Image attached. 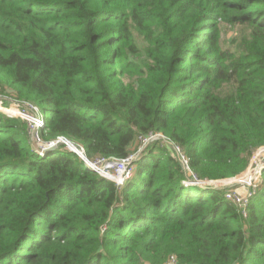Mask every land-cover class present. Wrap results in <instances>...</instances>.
<instances>
[{
    "label": "trees",
    "instance_id": "obj_1",
    "mask_svg": "<svg viewBox=\"0 0 264 264\" xmlns=\"http://www.w3.org/2000/svg\"><path fill=\"white\" fill-rule=\"evenodd\" d=\"M0 95L88 160L169 142L117 186L0 111V264H264V171L245 207L185 185L264 146V0H0Z\"/></svg>",
    "mask_w": 264,
    "mask_h": 264
},
{
    "label": "built area",
    "instance_id": "obj_2",
    "mask_svg": "<svg viewBox=\"0 0 264 264\" xmlns=\"http://www.w3.org/2000/svg\"><path fill=\"white\" fill-rule=\"evenodd\" d=\"M24 106H26V109L28 110V111L22 110L24 114L23 116L25 117L24 120L28 123L29 131L32 136L34 145H36L40 149H45L47 147H56L58 144H63L66 147V149L74 153L84 163L86 169L96 173L98 176L104 179H107L115 183L117 186H122L125 183V181L131 178V175L134 169L133 163L135 161V158L137 157L136 156L137 154L129 155L124 159H113V158L106 159L102 157H96L93 160H88L85 157L84 151L81 147L75 146V145L73 147L72 144L70 145V143L67 140H64L63 138H60L54 142L43 143L38 136V132L43 127V124H44L43 118L41 117L40 114H33L32 112L34 109L33 107H30L28 105H24ZM29 110L33 114L32 116L34 117H30L31 115L29 114L30 112ZM19 118L23 120V117H19ZM27 118H31V121H29V119ZM138 141L144 144L149 143V142H156V141H161L162 143H167V144L169 143L163 136L159 134L150 135L146 139L139 138ZM173 150L178 155L180 154V151L178 148L173 147ZM252 156H253V159L252 161L250 159L251 162L249 163V166L247 167V169H251L252 165H255V167L251 169V172L249 173V175H246L248 176V178L244 179L245 182L248 181L249 183L252 182V180L255 177L261 176V173L264 171V146L257 149L252 154ZM183 163L184 165L186 164L185 161H183ZM187 172L189 173L188 170ZM193 184H199L201 185V187H206V186L214 187L212 183L200 182V181H197L194 177L192 181H188L187 183H185L186 186H192ZM251 191L252 193L249 192L248 197L246 194L244 199L240 198L236 193L228 192V190L224 194V196L228 201L232 202L233 204L239 207H245L250 197H252V195L255 193L254 189ZM163 264H179V263H178L177 258L174 255H171L166 259V261Z\"/></svg>",
    "mask_w": 264,
    "mask_h": 264
},
{
    "label": "rangeland",
    "instance_id": "obj_3",
    "mask_svg": "<svg viewBox=\"0 0 264 264\" xmlns=\"http://www.w3.org/2000/svg\"><path fill=\"white\" fill-rule=\"evenodd\" d=\"M221 32H222L223 47L225 49L233 50L234 46H235L234 42L236 40H238V34H239L238 28H235V29L224 28V29H221ZM1 98H5V96L3 97L2 95H0V99ZM10 102H12V101H10ZM24 108H26V106H24V105L21 106V105H18L16 103H11L10 105H8L6 107L5 106L3 107L0 104V111L2 113H5V114H7L11 117H15V118L23 117V120L25 118L23 116L24 114L22 111ZM32 112H33V114H38L36 108H34ZM29 114L31 115L30 117H34V116H32L33 114L31 112H29ZM27 119H29V121H31V118H27ZM31 141H33L32 136H31ZM138 143L139 142H137V144H136L137 146H138ZM150 143H154V142H149L146 144L140 142L139 146L137 147V150L135 152H133V154H135V155L137 154L136 156L138 157L140 152ZM253 156L251 158V161L253 159ZM137 157L135 158V161H137ZM255 162H256V160H255ZM254 167H255V165H252L251 169H253ZM251 169H247L245 172L240 174L239 175L241 177L240 179L235 180V178H231V179H225V180H220V181H213L210 183H212V185L214 186L215 189H227L228 192L236 193L240 198L244 199L246 194L248 197V193L249 192L252 193L251 190L258 189L262 184V173L263 172L261 173V176L255 177L252 180V182H250V183L248 181L247 182L244 181L245 178H248V176H246V175H249V173L251 172ZM133 174H134V171L132 172L131 177L133 176Z\"/></svg>",
    "mask_w": 264,
    "mask_h": 264
},
{
    "label": "water",
    "instance_id": "obj_4",
    "mask_svg": "<svg viewBox=\"0 0 264 264\" xmlns=\"http://www.w3.org/2000/svg\"><path fill=\"white\" fill-rule=\"evenodd\" d=\"M70 145H71V143H70ZM73 147H74V145H72ZM34 148L37 150V151H39L40 153H42V154H46V153H49V152H52L54 149H55V147H47V148H45V149H40L39 147H37L36 145H34ZM192 186H197V187H201V185H199V184H193ZM206 187H210V188H214V187H211V186H206Z\"/></svg>",
    "mask_w": 264,
    "mask_h": 264
},
{
    "label": "bare ground",
    "instance_id": "obj_5",
    "mask_svg": "<svg viewBox=\"0 0 264 264\" xmlns=\"http://www.w3.org/2000/svg\"><path fill=\"white\" fill-rule=\"evenodd\" d=\"M16 114V113H15Z\"/></svg>",
    "mask_w": 264,
    "mask_h": 264
}]
</instances>
